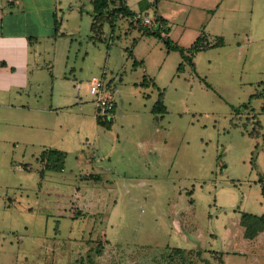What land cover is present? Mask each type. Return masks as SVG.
Instances as JSON below:
<instances>
[{
    "label": "rangeland",
    "instance_id": "obj_1",
    "mask_svg": "<svg viewBox=\"0 0 264 264\" xmlns=\"http://www.w3.org/2000/svg\"><path fill=\"white\" fill-rule=\"evenodd\" d=\"M50 1L57 80L36 97L53 108L0 119V264H264L241 226L264 213V38L242 49L232 36L193 65L128 18L92 38L91 0ZM98 78L116 101L110 128Z\"/></svg>",
    "mask_w": 264,
    "mask_h": 264
},
{
    "label": "crops",
    "instance_id": "obj_2",
    "mask_svg": "<svg viewBox=\"0 0 264 264\" xmlns=\"http://www.w3.org/2000/svg\"><path fill=\"white\" fill-rule=\"evenodd\" d=\"M127 2L131 9L142 15L149 16V10H152L151 17H162L165 20L162 33L185 47L201 34L210 44L223 40L222 45L210 48L226 46L232 36L242 49L246 46L242 38L246 42L264 38V0ZM52 8L50 0H0V119L5 117L12 121L19 114L24 117L31 115L33 111L29 110L32 109L53 108L54 104H41L36 97L37 91L45 85L50 89L52 82L54 87L57 78V50L51 53L50 42H58L59 32ZM35 10L37 18L33 15ZM44 10H47L46 16L40 14ZM59 73L63 76L65 71L62 69ZM242 227L245 234V227ZM245 239L247 247L255 245L264 248V230L254 238ZM231 244L237 252L245 248V245L237 248L235 243Z\"/></svg>",
    "mask_w": 264,
    "mask_h": 264
},
{
    "label": "trees",
    "instance_id": "obj_3",
    "mask_svg": "<svg viewBox=\"0 0 264 264\" xmlns=\"http://www.w3.org/2000/svg\"><path fill=\"white\" fill-rule=\"evenodd\" d=\"M92 9V23L91 30L93 32L92 38L103 39L104 38V24L107 22L110 24L112 31L117 26L120 19L128 18L130 20V26L138 27L144 34L153 35L161 39L167 49L180 51L184 60H188L194 65L193 56L211 46H219L223 44V40H218L213 44L206 41L204 34H201L190 46L185 47L177 42H174L169 36L164 35L162 32L164 30L165 20L160 16H155L156 26L152 27L145 25L138 18V13L129 7L127 0H91ZM155 4V3H154ZM135 41V40H134ZM130 50V55H132ZM137 60L134 64H137ZM183 68V63L178 67L179 70ZM154 113L164 114L167 111V107L163 100V92L160 93L159 99L155 102L153 109ZM113 116L103 117L97 112V121L99 124L110 128L113 124ZM49 155V161L53 159V162L49 165L51 167H63L66 154L62 150L49 149L47 152H43V156ZM91 176V174H90ZM260 181L264 185V175L261 176ZM192 194V192H189ZM264 193V190H263ZM241 225L245 227V237L254 238L261 231L264 230V214L258 215L251 212H243L241 217ZM184 251L180 247H174L172 249L171 257H176L182 254Z\"/></svg>",
    "mask_w": 264,
    "mask_h": 264
},
{
    "label": "built area",
    "instance_id": "obj_4",
    "mask_svg": "<svg viewBox=\"0 0 264 264\" xmlns=\"http://www.w3.org/2000/svg\"><path fill=\"white\" fill-rule=\"evenodd\" d=\"M138 18L145 25L155 27L156 21L154 17L138 14ZM91 92L97 97V112L103 117H111L114 114L116 101L108 89V83L101 78L91 82Z\"/></svg>",
    "mask_w": 264,
    "mask_h": 264
}]
</instances>
